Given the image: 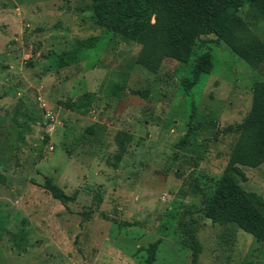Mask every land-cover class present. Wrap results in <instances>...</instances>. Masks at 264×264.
<instances>
[{
	"label": "rangeland",
	"instance_id": "rangeland-1",
	"mask_svg": "<svg viewBox=\"0 0 264 264\" xmlns=\"http://www.w3.org/2000/svg\"><path fill=\"white\" fill-rule=\"evenodd\" d=\"M91 1L0 0V264H145L154 242L151 264H191L195 238L199 264H264L261 232L206 211L264 59L209 33L188 62L148 68L143 43L97 26ZM251 2L235 15L264 43ZM207 51L213 69L187 92ZM242 169L264 200V162Z\"/></svg>",
	"mask_w": 264,
	"mask_h": 264
},
{
	"label": "trees",
	"instance_id": "trees-1",
	"mask_svg": "<svg viewBox=\"0 0 264 264\" xmlns=\"http://www.w3.org/2000/svg\"><path fill=\"white\" fill-rule=\"evenodd\" d=\"M242 3L243 0H92L88 8L94 13L97 26L119 33L126 40L142 42L139 62L148 68L158 67L164 57L188 62L196 41L209 33L216 34L256 67L264 59V43L235 15ZM251 5L253 15L264 18V0H253ZM211 69L212 55L207 51L191 69V78H184L187 92L201 74H208ZM235 130L240 132V139L219 177L214 197L207 200V215L217 222H237L243 229L264 236V217L256 207L258 204L264 209V200L255 191L246 192L237 181V176L247 178L243 166L257 167L264 162V81L255 83L251 110ZM45 181L53 197L63 196L50 176ZM191 247V264H199L202 244L195 238ZM148 249L145 264L155 260L157 243Z\"/></svg>",
	"mask_w": 264,
	"mask_h": 264
}]
</instances>
